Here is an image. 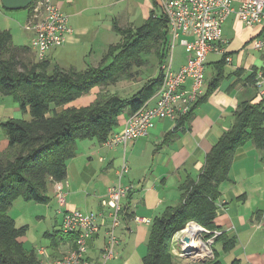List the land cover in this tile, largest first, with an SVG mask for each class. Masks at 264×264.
I'll return each instance as SVG.
<instances>
[{"label": "crops", "instance_id": "0c3cea01", "mask_svg": "<svg viewBox=\"0 0 264 264\" xmlns=\"http://www.w3.org/2000/svg\"><path fill=\"white\" fill-rule=\"evenodd\" d=\"M243 1L232 0L235 6ZM53 2L67 17L71 31L66 35L63 46L48 51L46 60L51 67L56 65L65 71L82 72L99 67L108 48L117 44H114V40L118 38L115 27L134 32L151 15L161 16V0ZM26 10L23 22H27L32 13L31 9ZM15 11L17 10H6L0 0L1 30L11 33L13 23L22 19V14L12 13ZM260 31L259 26H245L234 14L226 19L222 25V38L225 41V54L230 57V61H223L224 56L221 54H208L205 75L208 73L209 79L204 82L203 94L193 112L179 129L170 120H156L147 137L130 141L125 146L108 148L104 143L79 141L76 155L66 163V178L61 182L64 194L62 206H59L54 184H51L47 204L23 200L24 204H20L21 199H18L14 204L21 205L19 213L13 217L15 207L9 209V216L14 219L16 227H27L25 236L19 239L23 246L35 249L37 254L43 250L44 256L38 254L41 263L51 264L72 251L73 243L63 234L53 238L54 247L49 248L50 240L48 236H43H56V232L60 231L63 212H93L101 215L97 219L99 230L87 243L86 258L90 264H100L109 224L108 208L102 207L100 202L106 198L108 189L116 183L117 170L124 159L128 172L122 182L131 185L132 189L122 200V212L115 228L119 244L115 248L114 258L105 264H143L154 219L165 209L180 202L181 186L197 181L206 154L219 137L230 129L236 109L242 103L255 105L263 101L264 82L260 87L252 83L256 72H264V52H257L251 47L252 40ZM24 49L28 50V54H23L26 55L23 58L35 61L30 43ZM185 64V52L179 53L176 61L173 54L174 70ZM220 65L219 83L206 94ZM155 77L143 78L138 71L135 78L123 80L130 82L135 79L138 82L132 83L131 90L121 96L131 97L138 91L134 87ZM20 112L18 105L10 97L0 95V124L9 119H25ZM129 114L128 109L123 111L113 134L122 130ZM0 146V151L7 146L1 129ZM218 189L220 195L216 202L213 224L227 238L236 239L235 247L226 253L228 258L237 260L240 264H264V150L256 148L250 141L237 148L228 180L222 182ZM52 206L54 211L51 210ZM219 247L221 248L220 244Z\"/></svg>", "mask_w": 264, "mask_h": 264}, {"label": "trees", "instance_id": "16d2710c", "mask_svg": "<svg viewBox=\"0 0 264 264\" xmlns=\"http://www.w3.org/2000/svg\"><path fill=\"white\" fill-rule=\"evenodd\" d=\"M26 9H32V3ZM167 28V20L162 14L158 17L151 15L134 32L115 27L122 40L108 48L99 67L82 72L65 71L56 65L51 67L46 59L30 64L23 58L28 50L14 47L11 34L0 29V95L12 98L22 112L29 109L31 115L30 121L9 119L0 124L7 140L6 148L0 151V264H41L35 249H27L19 241L27 227H16L9 216L10 207L18 199L47 204L49 187L65 180L66 163L76 155L78 142L104 143L117 128L118 119L125 109L130 113L136 112L156 93L161 83L160 71L157 77L148 79L129 98L108 93L106 89L120 80L138 75L146 63L136 58V51L155 54L160 65L168 50ZM109 58L113 61L109 62ZM223 58L225 61V56ZM18 65L22 68L18 69ZM221 67L206 94L217 87ZM256 73L252 78L253 84ZM93 88L99 91L89 106L65 108L66 104L88 94ZM196 104L175 125L176 129L191 115ZM263 122L264 99L255 105L242 103L236 109L230 129L206 154L197 181L181 186L180 202L154 219L143 264H175L169 249L167 251V243L189 222L209 231L207 239L213 238V232L220 233L213 238V259L205 264H221L213 246L220 244L226 254L235 247L236 239L227 238L213 224L220 195L218 188L228 180L237 148L250 141L256 148L264 150ZM62 235L60 230L55 237L48 234L43 237L48 236L49 248H52V239ZM64 235L70 238L75 249L76 234ZM231 264L240 263L233 260Z\"/></svg>", "mask_w": 264, "mask_h": 264}, {"label": "built area", "instance_id": "2783aa9c", "mask_svg": "<svg viewBox=\"0 0 264 264\" xmlns=\"http://www.w3.org/2000/svg\"><path fill=\"white\" fill-rule=\"evenodd\" d=\"M160 9L167 20L169 39L166 56L159 65L160 86L153 98L128 115L122 130L104 142L108 148L125 146L130 141L147 137L156 120L167 119L176 125L190 113L203 94L208 54H221L225 56L226 62L230 61V57L225 54V41L222 38V25L230 15H236L247 27H261L260 34L252 40L251 47L257 52H264V0H244L237 6L233 5L232 0H161ZM31 11L24 29L32 34L30 49L35 59L43 61L50 49L63 46L66 35L71 30L67 17L53 0H33ZM176 45L184 49L186 64L174 70L173 50ZM262 82L264 72L259 71L256 73L254 85L260 87ZM127 172L128 167L123 159L121 167L117 170L116 183L108 189L106 198L101 200L102 207L108 208L109 224L100 264L114 258L115 248L119 244L115 228L119 224L122 200L132 189L131 185L122 182ZM61 182L53 183L59 206L64 204ZM99 216L101 215L93 212H63L60 230L63 234H76V247L51 264H90L86 258L87 243L99 230ZM190 224L201 229L200 235L210 233L194 222L188 225ZM213 234L214 238L220 233ZM213 238L207 239L206 242L200 241L207 252L200 254L201 250L195 248L191 259L195 257L194 254L213 259ZM182 248L184 255L189 256L191 251H186L185 246ZM172 252L174 253V250ZM40 255L44 256L45 252L41 250Z\"/></svg>", "mask_w": 264, "mask_h": 264}, {"label": "rangeland", "instance_id": "374dc122", "mask_svg": "<svg viewBox=\"0 0 264 264\" xmlns=\"http://www.w3.org/2000/svg\"><path fill=\"white\" fill-rule=\"evenodd\" d=\"M12 13L22 14V19L16 20L13 23L12 32L10 33L13 44H14V46H24V47L28 46L30 43L29 40L31 39V33L24 29V25L26 24V22H23V18H25V15L27 14V10L26 9H20V10H17L15 12H12ZM120 36H121V34L117 33L116 37H118V38L116 40H114L115 41L114 44H116L122 40V39L120 40ZM52 49H50V50H52ZM173 52H174L173 53L174 59L176 61L177 58L179 57V53L181 54L184 51H183V49L181 50L178 45H176ZM134 55L136 56L137 59L146 63L145 66L139 70L141 77H143V78H147V77L149 78L150 76H156L157 77V75L159 73V62H158V59H157L155 54L149 53V52L147 53L144 50H139V51H136L134 53ZM111 59L112 58H109V62L113 61ZM29 60H30V64L34 63V62L35 63L38 62L36 59H35V61H31V58H29ZM17 68L21 69L22 65H18ZM208 77H209V74L207 73L205 75V82H207V80L209 79ZM137 82L138 81L135 79H132V81H130V82H123L122 80H120L117 84L109 86L107 88V92L108 93H115V91H118V94L120 92L121 93L120 95H122V93H127L131 90L132 83H137ZM143 85H144L143 82H140L134 88L137 90H140L141 87H143ZM205 85H206V83H205ZM123 87H124V89H123ZM125 87H128V89H125ZM98 91H99L98 88H93L88 94L82 95L81 97H78L75 100H73L72 102L66 104L65 108H71V107L82 108V107L89 106L95 100V97L97 96ZM20 115H23V117H25V119H18V120L30 121V119H31L29 109H27V112H25V113L21 111ZM15 202L16 201H14L12 204V206L15 207V209H13V211H12L13 217L16 216L17 213H19V211L21 209V208H19V206H21V205H18V203H16V205H15L14 204ZM19 202H21L20 204H24V202L22 200H20ZM12 206L10 207V210H12L11 209ZM53 207L54 206L51 207V210H53ZM53 211H52V215L54 216ZM11 219H13V218L11 217ZM189 223H187L186 225H188ZM184 229H185V227H183L182 229L177 231L172 237L176 238L180 235H183V236H181L180 238H178L175 241H171V239H172V237H171L169 242L167 243V251L169 249V252L172 255L173 262L175 261V264H205V262L207 260H210V259L206 258L203 255H195L194 254L193 257L194 256L195 257L193 259H191V254L194 253L193 249L190 248L191 253H189V256L184 255L185 253L182 252V249H183L182 247L185 246L184 238L185 237L189 238V236H187V234H186L187 232L183 233ZM193 229L194 228H190L189 230H193ZM196 231H197V229H196ZM207 234H209V233H207ZM207 234L201 233V235H200V233H199V235L194 239V242H196V241H201V242L205 241L206 242V240H207L206 235ZM43 245H45V244H43ZM213 249L219 251L218 252L219 253L218 259L221 262V264H231L232 260L228 258L227 254L223 253V251L219 247V244H217V245L215 244L213 246ZM173 250H174V253L176 252V254H174L172 252ZM38 253L41 254V250Z\"/></svg>", "mask_w": 264, "mask_h": 264}, {"label": "bare ground", "instance_id": "6f19581e", "mask_svg": "<svg viewBox=\"0 0 264 264\" xmlns=\"http://www.w3.org/2000/svg\"><path fill=\"white\" fill-rule=\"evenodd\" d=\"M190 228H194V229L189 230ZM195 228L197 229V231ZM200 231H201V229L198 226H195L193 224L186 225L183 233L187 232L186 234H187V236H189V242H188V244H185V246L191 247L192 249L198 248L199 250H201V254H204L207 252L204 245L201 244L200 241L194 242V239L199 235ZM181 236H183V235H180L176 238L172 237L171 241H175L178 238H180Z\"/></svg>", "mask_w": 264, "mask_h": 264}, {"label": "water", "instance_id": "95a60500", "mask_svg": "<svg viewBox=\"0 0 264 264\" xmlns=\"http://www.w3.org/2000/svg\"><path fill=\"white\" fill-rule=\"evenodd\" d=\"M32 2H33V0H1L2 6L6 10H11V11L20 10V9H26ZM188 242H189V238L185 237L184 238V243L188 244ZM190 248L191 247L185 246L186 251H190Z\"/></svg>", "mask_w": 264, "mask_h": 264}]
</instances>
